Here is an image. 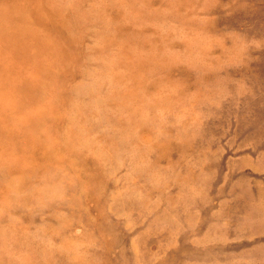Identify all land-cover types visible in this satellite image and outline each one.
<instances>
[{"label": "rangeland", "instance_id": "obj_1", "mask_svg": "<svg viewBox=\"0 0 264 264\" xmlns=\"http://www.w3.org/2000/svg\"><path fill=\"white\" fill-rule=\"evenodd\" d=\"M13 1L0 264H264V0Z\"/></svg>", "mask_w": 264, "mask_h": 264}, {"label": "bare ground", "instance_id": "obj_2", "mask_svg": "<svg viewBox=\"0 0 264 264\" xmlns=\"http://www.w3.org/2000/svg\"><path fill=\"white\" fill-rule=\"evenodd\" d=\"M7 1H8V0H0V3H1V2H2V3L5 2V3L8 5ZM11 3H12V5H13V4H14V1L11 0ZM3 13H4V12H3ZM4 14H5V13H4ZM0 15H3V14L0 13ZM197 47H198V46H197ZM201 50H202V49H201ZM117 62H118V61H117ZM113 76H114V75H113ZM116 77H117V76H116ZM117 78H118V77H117ZM121 78H122V77H121ZM114 79H115V78H114ZM122 79H123V78H122ZM115 80H116V79H115ZM124 81H125V80H124ZM120 82H121V81H120ZM122 82H123V81H122ZM121 85H122V83H121ZM133 95H134V93H133ZM131 96H132V94H131ZM135 96H136V95H135ZM123 98H124V97H123ZM123 98H122V99H123ZM124 100H125V99H124ZM133 101H134V100H133ZM128 102H129V101H128ZM123 104L126 105V103H123Z\"/></svg>", "mask_w": 264, "mask_h": 264}]
</instances>
